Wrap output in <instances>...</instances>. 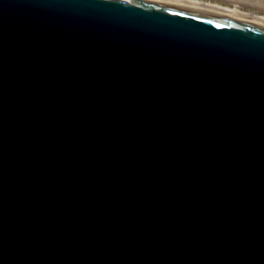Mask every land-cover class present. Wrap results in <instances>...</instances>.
Here are the masks:
<instances>
[{
  "label": "water",
  "instance_id": "obj_1",
  "mask_svg": "<svg viewBox=\"0 0 264 264\" xmlns=\"http://www.w3.org/2000/svg\"><path fill=\"white\" fill-rule=\"evenodd\" d=\"M0 264H264V25L0 0Z\"/></svg>",
  "mask_w": 264,
  "mask_h": 264
},
{
  "label": "bare ground",
  "instance_id": "obj_2",
  "mask_svg": "<svg viewBox=\"0 0 264 264\" xmlns=\"http://www.w3.org/2000/svg\"><path fill=\"white\" fill-rule=\"evenodd\" d=\"M264 25V0H158Z\"/></svg>",
  "mask_w": 264,
  "mask_h": 264
}]
</instances>
